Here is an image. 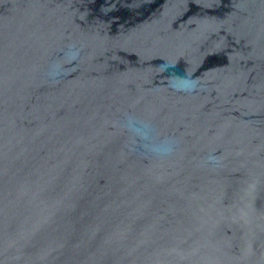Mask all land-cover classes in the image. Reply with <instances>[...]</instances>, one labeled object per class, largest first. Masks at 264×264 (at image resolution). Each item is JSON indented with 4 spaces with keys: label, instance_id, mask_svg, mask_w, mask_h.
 Returning a JSON list of instances; mask_svg holds the SVG:
<instances>
[{
    "label": "water",
    "instance_id": "95a60500",
    "mask_svg": "<svg viewBox=\"0 0 264 264\" xmlns=\"http://www.w3.org/2000/svg\"><path fill=\"white\" fill-rule=\"evenodd\" d=\"M0 264H264V0H0Z\"/></svg>",
    "mask_w": 264,
    "mask_h": 264
}]
</instances>
